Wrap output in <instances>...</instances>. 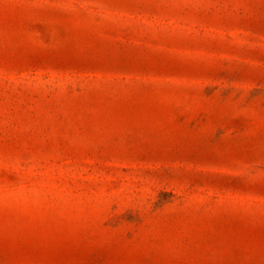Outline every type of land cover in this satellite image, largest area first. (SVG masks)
Instances as JSON below:
<instances>
[{
    "label": "rangeland",
    "instance_id": "obj_1",
    "mask_svg": "<svg viewBox=\"0 0 264 264\" xmlns=\"http://www.w3.org/2000/svg\"><path fill=\"white\" fill-rule=\"evenodd\" d=\"M0 264H264V0H0Z\"/></svg>",
    "mask_w": 264,
    "mask_h": 264
}]
</instances>
